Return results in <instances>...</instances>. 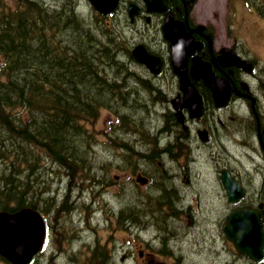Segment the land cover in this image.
<instances>
[{"label": "flooded vegetation", "instance_id": "obj_1", "mask_svg": "<svg viewBox=\"0 0 264 264\" xmlns=\"http://www.w3.org/2000/svg\"><path fill=\"white\" fill-rule=\"evenodd\" d=\"M204 1L118 0L108 13L91 3L104 17L123 15L135 29L133 44L143 45L161 61L156 73L137 61L135 64L145 68L146 73L135 78L140 86L148 84L153 90L151 100H142V105L160 102L157 111L143 106L151 115V128L145 129L147 140L151 146H162L169 152L161 155L163 164L160 157L153 156L156 164H151L152 160L145 166L167 174L171 185H155L158 173H147L142 166L134 171L127 164L131 156H123L125 172L137 175L135 186L131 191L124 188V193H137L139 197L134 204L123 203L114 219L130 234H94L91 238L85 234L90 227L94 230L85 198L90 187L77 186L70 174L66 181L64 176L60 182L49 179L41 201L45 238L29 264H264V254L255 260L239 252L224 231L232 212L252 209L258 212L264 232V55L254 46V41L264 45V0H226L225 8L221 0H209L208 10ZM132 6L135 11L131 15ZM173 42L184 47L187 77L199 93L196 115L195 109L184 102L182 76L172 65ZM195 64L201 73H192ZM214 83L220 90L227 84L226 101L222 93L216 96ZM131 91L136 97L138 90ZM139 137L144 138L142 134ZM194 146L215 147L206 162L210 169L213 163L218 189L227 201L209 210L198 202L202 190L191 178ZM228 146H235L236 151ZM239 147L243 150L238 151ZM242 157L250 167L241 164ZM142 158L150 160L148 155ZM232 161L241 166H232ZM223 171L243 187L238 201L228 200ZM184 178L186 182L181 185ZM246 179L250 186L244 182ZM140 183L145 185L138 186ZM162 194L176 197L173 202H159ZM127 207L137 211L134 219L131 215L127 218L131 209ZM62 213L69 218L61 219ZM78 218L84 226L73 223Z\"/></svg>", "mask_w": 264, "mask_h": 264}, {"label": "trees", "instance_id": "obj_2", "mask_svg": "<svg viewBox=\"0 0 264 264\" xmlns=\"http://www.w3.org/2000/svg\"><path fill=\"white\" fill-rule=\"evenodd\" d=\"M15 1L0 0V210H40L50 165L64 170L65 179L70 174L79 180L77 186L95 177L77 172L90 163L85 124L100 108L150 101L153 90L136 82L127 60L134 61L131 50L107 26L87 24L70 2L52 7L41 0ZM131 88L138 90L136 97ZM159 105L143 106L157 111ZM114 142L110 147L137 151L130 142ZM168 153L155 145L148 157L156 164L158 156L163 164L161 155ZM110 168V162L103 166ZM157 173L155 185H171L167 174ZM174 197L162 194L158 201ZM130 215L134 219L137 211L131 208Z\"/></svg>", "mask_w": 264, "mask_h": 264}, {"label": "rangeland", "instance_id": "obj_3", "mask_svg": "<svg viewBox=\"0 0 264 264\" xmlns=\"http://www.w3.org/2000/svg\"><path fill=\"white\" fill-rule=\"evenodd\" d=\"M8 1L10 3L16 2L15 0ZM41 1L45 2L46 4H51L52 7L57 6L61 2H70L76 7L77 12L84 18V21L87 24L93 25L101 23L102 25L111 29L110 31H112L114 36L120 39L123 47L129 48L131 50L134 46L133 41L135 40V29L131 26V24L126 23V18L123 15L120 17H104L97 12L89 0H77V5L75 0ZM221 1L223 7L225 8L226 0ZM203 5L205 10H208L211 4L209 0H205ZM236 6L238 11L243 10L240 2H238ZM102 41L108 42L107 37L105 36V40L102 39ZM261 42L264 43V40H261ZM254 46L259 50L260 55H264V45H258L254 41ZM121 49L123 50V48ZM127 60L131 64L130 68L133 70L136 76L146 73L145 68L141 67L140 65H136L135 62L129 58ZM167 71L165 73H167ZM121 79L125 80L124 77ZM121 103H117L113 107H110L109 105L100 108L99 113L94 117V121L92 123L89 122L85 124V133L89 135V141L87 142L85 150L87 153H91V155H88L92 158L88 157L86 154L87 158L90 160L89 165L86 166L88 168L85 171H81V168H79L77 175L90 174L91 176H95L90 178L88 181L80 180L81 187H90V190L87 189V193L85 192V198L89 204L87 215L89 218H91L92 227L94 230L90 227L88 232L85 231V234L91 238L94 237V234H130L128 231H123L114 219L115 212H119V209L123 203H136L137 198L139 197L137 193H124V188L131 191L132 186H135L134 182L137 175L132 173L130 170H128V173L125 172L126 164L124 162L123 156H131L128 157L127 164L131 167V169L133 168L134 171L140 169L142 166L143 170H145L147 173L155 174L154 168H152L150 165L145 166V164H150L151 160L146 158L145 161L142 158L146 155H149L151 153V147H153H150L149 141L147 140L148 135L145 132L146 128H151V115L147 114L146 111L143 113L137 111L139 106L143 107L140 101L134 100L132 104L126 100L122 101ZM134 128H136V130H133ZM139 134H142L144 138L141 139ZM114 140H117V142H119L118 144H120L122 141L130 142L134 147H136L137 151L121 146H119V148H112L110 146L115 144ZM156 146L158 148H162V146ZM214 149V146H194L191 152V156L195 157L191 158L194 160V162L192 161L190 163L192 170L191 178L194 181V185L202 190V193L198 194V202L203 208H208V210L209 208H214L215 205L219 203H226L227 201L225 195H223V192L220 194L221 191L218 189L219 185L215 177L216 175L214 173L213 163L211 164L212 168L210 169L208 163L206 162V160L210 159L208 155L213 156L212 154ZM228 149L236 151L235 146H228ZM244 149H247V147ZM251 149L255 150V148ZM242 150V147L238 148V151ZM136 156L138 159H136ZM106 162H110L111 166L108 172L103 170V166H105ZM230 164L232 166L240 167L241 164L245 165L246 163L242 157L241 164L237 161H232ZM248 167H250V165ZM197 171L200 172L197 173ZM64 172V170H60L59 166L54 163L49 166L50 176L45 177V179L47 181L52 179L51 182H53V180H59L60 182ZM63 181H66V179ZM74 181L78 182L79 180L74 179ZM185 182L186 179L184 178L180 184L183 185ZM244 182L248 183L249 186L251 185L248 179H246ZM140 185L145 184H138V186ZM146 197L150 198L151 195H147ZM59 215L61 216L60 213ZM60 218H69V216L62 213V217ZM79 220L80 218L74 220L73 223L79 226H84V224L79 223ZM133 229H135V227ZM81 231L84 232L83 229H81Z\"/></svg>", "mask_w": 264, "mask_h": 264}, {"label": "water", "instance_id": "obj_4", "mask_svg": "<svg viewBox=\"0 0 264 264\" xmlns=\"http://www.w3.org/2000/svg\"><path fill=\"white\" fill-rule=\"evenodd\" d=\"M156 2L160 3V0H156ZM91 3L98 10L108 13L115 9L118 0H91ZM134 11L135 8L132 6L131 15ZM172 45V65L175 72L182 76V89L185 91L184 102L189 103L195 109L194 115H196L200 107V97L187 77L185 52L178 42H173ZM133 55L152 73L159 70L161 65L159 57L149 54L143 45L134 47ZM192 73H201L200 67L196 64L193 65ZM208 83L212 84L211 81ZM213 88L217 91L216 96L220 92L223 101H226L229 93L227 84H224L220 90L218 86L215 87L214 83ZM177 106L180 108V105ZM221 178L227 190L228 200L230 202L238 201L244 193L240 184L236 183L227 171H223ZM244 228L245 230H243ZM224 231L239 252L249 255L255 260H260L263 257L264 232L256 210L243 209L232 212L224 225ZM44 238L45 223L38 209L24 206L14 211L0 210V254L12 264H28L32 257L41 250Z\"/></svg>", "mask_w": 264, "mask_h": 264}]
</instances>
